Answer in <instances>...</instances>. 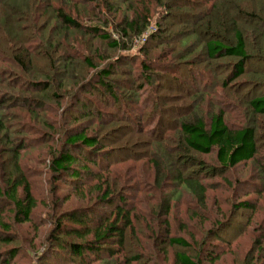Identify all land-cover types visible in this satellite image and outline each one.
Wrapping results in <instances>:
<instances>
[{
    "label": "rangeland",
    "instance_id": "rangeland-1",
    "mask_svg": "<svg viewBox=\"0 0 264 264\" xmlns=\"http://www.w3.org/2000/svg\"><path fill=\"white\" fill-rule=\"evenodd\" d=\"M18 1L20 6H26L23 12L17 7ZM26 1L27 3L24 0H4V3L10 8L15 7L19 10L14 19L19 26L15 32H20L21 37H27L26 45H29V48L33 50V64L31 68H28L29 73H26L30 76L35 73L34 80L42 81V78H36L39 75H52V64L48 59L50 55L44 45L46 43L44 41L39 44L38 41L39 38L42 39L41 35H45V26L48 28L47 32H53V19L57 15L55 11L60 8L63 9V13L77 19L84 30L71 31L66 35L59 33L55 35L61 44L58 46L60 58L63 59L66 55L73 53L76 56V63L70 70L71 74L63 78L64 80L61 82L59 74L55 83L49 80L51 88L47 89V98H45V94L40 95L41 108L31 106V108L23 109L12 106L5 111V114L13 115L16 119L21 118L14 120L11 116L12 118L5 122L6 125L11 124L14 128L20 129V123L23 128L20 132L13 130L10 134L7 131L0 133V140L5 142L10 139L15 148L24 146L20 152V169L27 178L32 196L36 201V209L33 211L32 217L24 224L13 221L14 216L11 207H7L4 211L3 222L9 224L12 233L2 236L11 237L13 242L7 246L0 245V252H2L0 255L3 257L10 255L9 252H15L7 264H71L69 253L63 252L58 256L51 255L49 248L54 245L51 242L53 236L50 237L54 228L52 225L55 218L61 213L72 210L88 211L90 219L93 220V225L98 223L99 217L109 216L113 207L117 206L120 201L117 198L116 204L113 205H95L98 195L96 189L99 184L98 176L107 178V182L110 180L111 184L117 182L120 189L118 191L116 188V196L127 198L128 205L134 209V216L139 213V219H135L134 222L138 221L135 234L142 238L141 243L139 245L134 242L133 245L129 243L126 249L119 252L121 255L116 257L118 259H112L109 264L116 262L122 264L121 259L126 256L125 251L129 253V250L132 251V247L136 249L133 250L135 253L140 252L141 254L143 251L142 264H178L177 253L185 254L197 264H264V176L261 173V168L264 165V117H256L255 119L251 118V115L249 117L245 107L249 96L256 97L264 92V89L258 86V79H263L264 82V59L254 57L245 69L247 73L245 72V75L230 83L226 89L220 88L219 85L223 79L231 76L233 71L231 65L235 63L232 59L213 62L214 70L212 68L213 73L209 74L208 79L190 78L188 75L190 69L184 68L185 73L183 74L188 77L191 86L186 84L181 87V91L177 89L178 84L172 85L166 81H161L164 86L166 85L163 88L170 92H162L163 96L169 95L168 101H165L164 105L160 107V110H164L160 114L162 119L167 122V130L174 129V122L176 123L183 115L181 109L185 110V114L195 111L196 108L193 107L195 98L192 95L198 91L197 94L201 96L198 107L207 119H209L210 114L223 110L226 114V122L231 128L244 126L247 122L250 123V119L258 123V144L261 151L255 161L242 163L232 170L224 173L218 172L212 177L204 179V182L209 185L205 207H201L196 198L185 188H177L179 193L172 199L170 213L167 216L170 223V237L183 238L191 244V247L186 249L166 246L165 251H159L155 248L154 241L147 239L151 233L147 229L148 225L153 228V234L162 229L152 216V206H158L163 199H167L173 194L176 185L167 180L163 187L154 186L153 190L146 189L149 188V184L154 185L156 175L148 158L151 147H148L147 150L145 145L139 143L138 149L130 150L129 147L131 146L129 145L131 144L125 145L126 138L130 137L131 134H136L137 128H145V131L149 129L151 120L149 121L147 117H144L142 110H147L146 114L151 117V107L141 110L140 106H142L144 96L141 95L143 91L138 88H136L137 95H141L138 105H130L127 103L123 91L120 100L114 102L109 96H104L105 90L101 85H96L97 72L107 69L110 64H115V62H118L116 67L124 73V80L131 81L138 77V65L143 60L144 55L140 54L143 47L140 43L145 42L149 33L138 39H135V36L127 39L128 49L123 51L121 49L113 50L109 46V41L106 42L96 36H91L85 31L86 28L97 26L110 36L112 33L117 34L120 29L116 25L127 18H133V10L138 6L143 7V5L140 4V0H70L69 2L46 0L45 3H40L44 0ZM250 3L256 7L255 2ZM145 4L152 10L151 24L156 25L158 22L162 23L163 20V28L170 24L171 21L164 19L166 17L165 11L158 7L155 1L148 0L145 1ZM50 5L51 9L46 10ZM28 7L29 9H27ZM3 8L5 9V7ZM4 9L0 13V21L7 14ZM34 10L36 11L33 12ZM10 21L12 22V19H6V28L9 27ZM180 22V18L178 22L175 21L174 30L180 27ZM10 24L12 25V23ZM8 32L6 39L10 42L9 44L13 45L11 38L13 31ZM0 33L3 37L1 29ZM4 46L6 47L0 37V48L6 52ZM14 47L17 50L23 46L22 43H16ZM166 50L165 46L164 48L151 49L152 52H149L147 57L156 58ZM200 53L201 50L198 49L194 56ZM167 58L160 60V62L169 63ZM86 59L90 60V64L93 66L85 63ZM204 67V65L199 66V70ZM0 68L6 69L9 75L17 74L15 76L19 78L15 80L10 75L5 80L0 81L3 82L0 85V98L6 94L12 97L25 96L32 101L36 98L35 90L38 87H36L35 82L22 74L24 69L22 70L17 64H7L6 62L0 63ZM202 75L204 73H201ZM7 81L9 82L7 83ZM20 84L26 85L24 88H28L29 92L22 93ZM85 85H91L92 88L96 89L90 90L88 93L80 91V88L85 87ZM11 86L15 89L10 90ZM192 86L193 88H191ZM77 92H80L90 105L89 112L91 115H87L85 118L78 114L82 110L81 106L75 105ZM127 94L133 96L134 93ZM194 96L196 97V95ZM12 104L13 102L9 103V105ZM15 104L17 105V103ZM94 111L99 113L94 114ZM157 114L159 115L158 112ZM154 117L156 115L152 118ZM126 118L129 119V125L125 121L118 122V119L124 120ZM146 125L148 126L147 129ZM154 125H151L150 129ZM86 129H88L87 132L90 136L101 133L100 137H106L105 141V137L101 139L103 146L106 147L100 154L92 155L87 152V155L86 153V158L91 163L89 165L91 172L89 174L82 173V178L77 181L70 180L67 176L56 178L53 174L51 161L63 150L69 130H71V135ZM106 131L108 132L107 135L111 134L110 137H107ZM259 136L262 137L259 139ZM154 141L155 137L153 136L150 142ZM214 158V154L201 157L202 160L206 161V165L211 167H215ZM7 165L5 157L1 156L0 182L2 172ZM193 169L196 170V168ZM142 183H146V188H144L146 190L141 188ZM243 201L250 202L255 208L254 211L248 209L235 210V205ZM92 212H98L100 215H93ZM215 233L218 236L217 239L212 238ZM73 238L65 237L67 244L77 241H74ZM204 242H208V245ZM260 242L262 243L261 248L258 246ZM203 243L207 245L204 250ZM200 253L201 257L198 260ZM209 257L215 258L214 261H210ZM77 261L75 259L74 262L77 263ZM96 261H90V264L100 262L99 260ZM0 264H5L4 258Z\"/></svg>",
    "mask_w": 264,
    "mask_h": 264
},
{
    "label": "trees",
    "instance_id": "trees-1",
    "mask_svg": "<svg viewBox=\"0 0 264 264\" xmlns=\"http://www.w3.org/2000/svg\"><path fill=\"white\" fill-rule=\"evenodd\" d=\"M24 1L27 3L26 0ZM45 1H40V3H45ZM69 1L65 0L64 2ZM145 1L148 0L139 1L143 7L140 8L138 6V8L133 10V18H127L116 25L120 29L117 34L110 33V36L97 26L86 28L85 31L91 36H96L106 42L109 41V46L113 50L121 49L123 51L128 49L126 45L127 39H131L134 36L135 39H138L149 33L145 42L140 43L143 46L140 54L145 56L143 55V60L138 65V77L131 81L124 80V73L120 71V68L116 67L118 62H115V64H110L107 69L97 72L98 80H96V85H101L105 90L104 96H109L114 102L120 100L123 91L128 104L138 105L139 96L143 95L142 106L139 105L141 110L142 108L148 109L151 107V117L146 114L147 110L142 111L144 112V117H147L149 121L151 120L149 123L150 127L155 124L154 127L147 129L148 126L146 125V131L144 130L145 128H137L136 134L132 135L130 133L131 136L126 138L125 145L130 143V150L138 149L139 143L145 145L147 150L148 147H151L148 158L155 169V181L153 186L149 184V188L145 187L146 183H142V189L153 190L156 186L163 187L167 180L172 181L176 185V189L167 199H163L158 206H152V216L162 229L158 233L153 234V228L148 225L147 229L151 233L147 236V239L153 240L155 248L159 251H165L164 248L166 246L187 249L191 247L187 240L180 237H170V223L167 216L170 213L172 199L179 193L177 188H185L196 198L197 203L201 207H205L209 185L204 182V179L212 177L218 172L224 173L232 170L242 163L255 161L260 154L261 149L258 144L259 124L250 119V123L247 122L244 126L231 128L226 122V114L223 110L210 114L209 119H207L198 107L201 96L196 91V94H194L196 97L192 95L195 98L193 102V107L196 108L195 111L185 114V110L181 109L182 117L176 123L174 122V129L167 130V122L162 119L160 114L164 110H160V107L164 105L165 101H168L169 95L163 96L162 92H170L163 88L166 85L164 86L161 81H166L172 85L178 84L179 87L177 89L181 91V87L184 85L188 84L191 86L188 82V77L183 74L185 73L184 68L190 69L188 73L190 78L200 77L208 79L209 74L213 73V62L223 59H232L235 63L231 65V69H233L231 76L222 80L219 85L220 88H228L230 83L245 75L247 73L245 69L254 57L264 59V0H153L158 7L165 11L166 17L164 19L171 21L164 28V20L156 25L151 24L150 15L152 10L146 6ZM250 2H255L256 7ZM0 3H2L0 4V13L4 9L3 7H5L4 10L7 13L0 21V29L3 32V37L1 33L0 37L6 45V47L4 46L6 52L0 48V63L17 64L22 70L24 69L22 74L35 82L36 87H38L35 90V95L37 96L33 101L25 96L12 97L8 94L0 98V133L7 131L10 134L13 130L22 131L23 126L19 123L20 129H18L11 124L6 125L5 122L12 117L14 120L16 118L13 115L5 114V111L12 106L23 109L33 106L40 109V97L45 94V98H47V89L51 88L50 81L55 83L58 74L60 82L64 80L63 78L71 74L70 70L76 63V56L73 53L66 55L63 59L60 58L58 46L61 44H59L60 42L55 35L57 33L66 35L71 31H83L84 29L77 19L64 14L63 9L60 8L55 11L57 15L53 19V32H47L48 28L45 26V35H41L43 40L39 38L38 41L39 44L44 41L46 43L44 45L50 55L48 59L50 64H52V75H39L36 78H42V81H36L37 79L34 80L35 73L32 76L26 73H29L28 68H31L33 64V50L29 48V45H26L27 37H21L22 34L20 32H15L19 26H17L14 19L19 10L15 7L10 8L4 3V0H0ZM17 7L22 9L21 12L26 9L25 5L20 6V2ZM48 9H51V5L46 10ZM169 11H171V14H169ZM179 18L181 20L180 27L174 30L175 21L178 22ZM6 19H12L7 28ZM7 32L13 33V35L11 34L13 45L9 44L10 42L6 39L8 37ZM16 43H22L23 47L16 50L14 47ZM164 46L167 50L161 52L156 58L147 57V54L149 55V52H152L150 51L151 49L164 48ZM198 49L201 50V53L194 56ZM166 57H168L169 63L160 62ZM85 63L93 66L90 64V60L86 59ZM203 65L205 67L199 70V66ZM7 73L6 69L0 68V81L5 80L10 75L15 80L19 79L18 76H15L17 74L9 75ZM201 73H204V75L201 76ZM258 80V86L264 89L263 79ZM2 83L0 82V85ZM20 86L22 87V93L29 92L28 88H24L26 85L22 86L20 84ZM136 88L143 91V93L138 96ZM11 89L14 90L15 87L11 86ZM95 89L91 85H85V87L80 88V91L88 93L90 90ZM130 92L134 93L133 96L127 94ZM74 97L76 99V96ZM10 102H13V104L9 105ZM77 104L81 106L82 110L78 114H81L82 118L91 115L89 112L90 105H88L87 99L81 96L80 92H77L75 105ZM245 107L249 117L250 115L253 119L264 117V92L256 97L249 96ZM96 113L99 112L94 111V114ZM243 114L246 119L244 112ZM154 115L156 117L152 118ZM20 119L19 117L16 120ZM121 121H125L128 124L129 119H118V122ZM87 130H81L71 135V130H69L63 150L54 156L51 161L53 174L56 178L67 176L70 180L77 181L82 178V173L89 174L91 172V167L89 166L91 163L86 158V153L89 152L92 155L100 154L106 146H103L101 142V139L105 136L100 137L101 133L90 136ZM124 130L127 131V129ZM123 132L125 133V131ZM105 133L107 135L108 132L106 131ZM6 135L9 137L8 134ZM110 135L108 134L107 137H110ZM153 136L155 141L150 142ZM260 137L262 136H259V139ZM105 140L106 137L104 138ZM0 146H2L0 148V157H5V162L8 164L2 172V183L0 182V236H2L12 233L10 232L9 224L3 222L5 209L11 207L14 216L13 221L24 224L32 217V213L36 209V201L32 196L30 184L20 169V152L24 146L15 148L10 139L5 142L0 140ZM211 154L215 155V167L206 165V161L201 159V157ZM193 168H196V170ZM261 170L264 176V165ZM98 178L99 184L96 186L98 195L95 205H113L114 203L116 204L117 198L120 201L118 202L119 204L117 203L118 205L113 207L109 216L99 217L98 223L95 225H93V220L90 219L88 211L72 210L61 213L60 216L55 218L52 225L54 228L50 237L53 236L51 242L54 245L49 248L52 256H58L64 252L69 253L71 264H90L92 261L97 262L96 260L100 261L98 264H109L112 259H118L116 257L121 255L119 252L126 249L129 243L130 245H133V242L135 244L138 243V245L141 243L142 238L135 234L138 221L134 222L135 219H139V213L134 216V209L128 205L127 198L116 196L117 190L119 191L120 189L117 186V182L111 184L110 180L107 182V178H102V176H98ZM133 178L135 179L134 175ZM237 209L254 211L255 208L250 202L243 201L235 205V210ZM92 214L98 215L99 213L92 212ZM142 233H144L143 230ZM67 236L74 237V241H77L67 244L68 242L65 240ZM217 237L216 233L212 236V238L216 239ZM12 242L11 237L2 236L0 238V245L7 246ZM204 243L208 245V242ZM207 245L203 246V250ZM258 246L261 248L262 243L260 242V245L258 243ZM131 250H129V253L125 251L126 256L121 259V263L142 264L143 251L140 254V252L135 253L133 250L136 249L133 247ZM131 252L132 254H130ZM9 254L3 257L0 255V263L3 258L5 264L9 263V258L13 257L15 252H9ZM200 255L201 253L198 255V260L201 257ZM176 258L178 264H197L185 254L177 253ZM75 259L78 260L77 263L74 262ZM208 259L214 261L215 258L209 257ZM115 264L118 263L116 262Z\"/></svg>",
    "mask_w": 264,
    "mask_h": 264
}]
</instances>
